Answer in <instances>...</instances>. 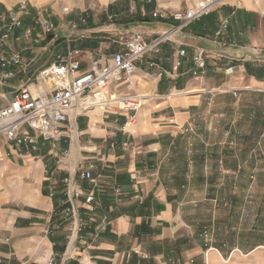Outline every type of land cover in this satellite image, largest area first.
Wrapping results in <instances>:
<instances>
[{
	"label": "crops",
	"instance_id": "crops-1",
	"mask_svg": "<svg viewBox=\"0 0 264 264\" xmlns=\"http://www.w3.org/2000/svg\"><path fill=\"white\" fill-rule=\"evenodd\" d=\"M17 2L0 0V12ZM140 2L120 0L110 5L116 17L123 8L127 12L119 20L121 30L111 24L106 27L119 34L140 30L152 38L171 24L130 15L129 7ZM166 2L176 0H155L147 8L167 7ZM263 7L264 0H222L200 22L180 31L175 42L163 43L155 67H149L146 58L138 61L132 87L109 89L140 96V108L126 131L121 129L122 110L93 108L77 115L69 138L63 132L60 139L46 140L26 126L21 131L30 135L32 143L9 142L1 135L0 264H44L50 257L64 264H264ZM14 9L23 25L34 31L25 38L20 29L15 30L0 45V57L6 59L5 65L0 63V108L19 87L36 91V84L24 73L38 70V63L43 67L57 54L78 48L83 51V70L96 54L118 48L116 39H99L106 38L100 33L103 29H96L100 26L95 22L93 27L88 16L79 37L70 39L65 26L73 21L68 18L61 31L36 38L38 19L58 18L44 16L31 1ZM223 16H230V31L240 33L237 47L220 44L221 39L213 36ZM179 44L189 54L196 47L208 52L205 73L191 76L189 61L174 65ZM15 51L20 53L18 63L11 60ZM218 52L233 60L230 70L215 58ZM158 71L164 74L158 77ZM49 84L38 85L47 91ZM233 100L238 105L235 110ZM193 116H198L193 131L184 132ZM89 161L95 164L92 179L82 180L80 166ZM65 176L95 196L90 208L82 198L77 201L84 222L80 233L61 215ZM228 185H233L231 194L238 191L247 210L243 223L250 225L237 227L233 241L231 235L222 237L224 248L215 244L205 252L201 232L214 226L215 214L207 201L232 200ZM252 230L259 234L244 251L241 237Z\"/></svg>",
	"mask_w": 264,
	"mask_h": 264
},
{
	"label": "built area",
	"instance_id": "built-area-1",
	"mask_svg": "<svg viewBox=\"0 0 264 264\" xmlns=\"http://www.w3.org/2000/svg\"><path fill=\"white\" fill-rule=\"evenodd\" d=\"M222 0H194L189 5L178 8L157 7L150 9L147 5L155 0H141L140 5H131L128 13H138L142 20L150 18L155 21H167L169 26L160 29L155 37H149L140 30H128L120 33L115 40L117 49L113 52L98 53L89 62L86 69L81 70L82 50L74 48L66 53L57 54L52 62L41 69L36 78V91L33 92L24 87L13 93L9 103L0 108V136L3 135L9 142L32 143L33 139L22 126H26L39 133L46 140H57L66 132L70 137L75 118L82 112L93 108H117L124 112L122 131H126L135 120V112L140 108L139 95H121L118 92H109L112 85H126L132 87L135 84L136 63L144 58L149 67L157 65V59L162 50L163 43L174 41V37L183 29L198 23L204 16L211 13ZM116 17L117 15H113ZM112 17V16H111ZM230 16H223L218 20L215 38L221 39L223 45L237 47L240 33L230 31ZM39 31L34 37L41 34L53 33L56 29L54 23L48 19L40 18L36 22ZM76 28L74 22L70 23ZM21 30L25 37L33 36L34 28L24 26L17 11L0 12V45L14 35L15 30ZM226 38V39H225ZM209 54L202 47H196L189 54L185 45L179 44L175 50L174 65L180 67L185 61L191 66L189 74L193 77L205 73ZM217 60L225 64L226 70L232 68V59L225 57L220 52L214 54ZM11 60L14 63L20 61V53H12ZM6 59L1 56L0 63L5 65ZM158 77L164 72L158 71ZM49 82L45 91L38 84ZM198 116H193L189 124L183 127L184 132L193 131ZM191 154L192 150L189 149ZM95 164L92 161L80 166L79 178L92 179V170ZM63 195L61 200V215L70 220L75 232L80 233L84 228V222L80 216V206L77 203L82 198V204L90 208L95 202V196L91 191H84L71 176L62 179ZM117 190V189H116ZM54 193L50 192V196ZM203 236L210 239L209 232L204 230ZM44 264H64L55 257L48 258Z\"/></svg>",
	"mask_w": 264,
	"mask_h": 264
},
{
	"label": "rangeland",
	"instance_id": "rangeland-1",
	"mask_svg": "<svg viewBox=\"0 0 264 264\" xmlns=\"http://www.w3.org/2000/svg\"><path fill=\"white\" fill-rule=\"evenodd\" d=\"M17 1H19V2H17ZM30 1L33 4L37 5V7L42 11L44 16H47L49 14V15H54L55 17L58 18V20H51L56 27L54 32L61 31V29H64V26L67 24L66 19L72 18V21L76 24V28H72L70 26V24L69 25L67 24V27L65 26L66 30L70 31L69 32L70 33V39L81 36V31H78V30H80L82 28L81 24H84L83 18L85 19V21H87L88 17H89L90 21L92 22L91 25H93V27L97 24V26H100V27H98L96 29H99V28L103 29V31L100 33L102 35L105 34L106 38H99V39H102L103 41H106V42H109L110 38L111 39H117L120 36L119 30L115 31L113 28L106 27V26L111 24V25H114L113 27L116 26V28H119V29L122 28V26L119 25L120 24L119 20L121 21V18H123L127 12V8H123L122 12H124V13L121 14V16H118L116 18L114 16H112L114 12L111 11L110 5L115 4L120 0H71L70 4L65 3L64 0H8V3L17 2L16 5H18L20 2L27 4ZM164 1H169V0H164ZM171 1H173V0H171ZM193 1L194 0H176L175 3L166 2V6L171 8V9L172 8H178V7H184L185 5H189ZM16 5L12 6V9L7 10V12L14 11L15 10L14 8ZM262 9L263 10H261V11L264 12V7ZM116 19H117V21H115ZM58 21L60 22V24ZM98 24H100V25H98ZM48 64H46L44 66L42 65L43 67H41L40 66L41 64L38 63V66H39L38 70H34V71L32 70L29 73L26 72V73H24V76L26 77V79H28V80L30 79V81L32 80L31 81L32 83H36L37 75L39 74L41 69L46 67ZM25 86L19 87L16 90L22 89ZM232 103L233 104H231V109L235 110L238 107V105L234 102V100ZM202 127L204 128L205 126H202ZM203 131H204V129L202 130V133H203ZM202 138H204V135L202 136ZM195 142H198L197 137L195 138ZM251 165H250V168H251L250 173H252V171H253V165L252 166ZM232 186L233 185H228V188L226 190L227 193H230V191H233ZM247 188H250V187L246 183V190H247ZM238 195H239L238 191H236V193L234 195L231 194V197H233L232 200H229V201H224V200L223 201H219V200L214 201L213 200L214 202L207 201L208 207H210L211 210H214L215 214L213 217L214 226H211L212 228L207 227V228L203 229L201 232V236L203 237V239L205 241V252L207 250H209L211 248V246H213L215 244H219L218 245L219 247H217L219 249L224 248L226 245V242L225 241L222 242L223 241L221 239L222 237H226V236L228 237L231 235V236H233V238L230 240L233 241L236 239L235 232L237 230V227L247 228L250 225L248 223H243L244 211H247V210H245L243 208L244 205L241 203L240 197ZM250 211L252 212L251 209H250ZM221 221H225L228 224V226H230L233 230L232 229H228V230L225 229L224 225L222 224L223 222H221ZM217 228L218 229L221 228L222 231H219ZM204 230L209 232L210 239H207L203 236ZM227 231H229V232H227ZM244 234L246 235L245 238H244V236L241 237L242 238L241 243H243V245H244L242 247V249L244 251H247V250H249V249H247L249 247L248 246L249 243L252 244L253 241H255L254 240L255 239L254 234L256 235L259 233L254 232L252 230V231L246 232Z\"/></svg>",
	"mask_w": 264,
	"mask_h": 264
},
{
	"label": "bare ground",
	"instance_id": "bare-ground-1",
	"mask_svg": "<svg viewBox=\"0 0 264 264\" xmlns=\"http://www.w3.org/2000/svg\"><path fill=\"white\" fill-rule=\"evenodd\" d=\"M71 0H64L65 3L70 4Z\"/></svg>",
	"mask_w": 264,
	"mask_h": 264
}]
</instances>
